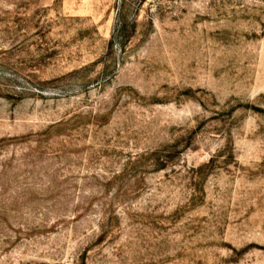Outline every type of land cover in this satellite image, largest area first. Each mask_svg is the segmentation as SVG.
<instances>
[{
  "label": "rangeland",
  "instance_id": "rangeland-1",
  "mask_svg": "<svg viewBox=\"0 0 264 264\" xmlns=\"http://www.w3.org/2000/svg\"><path fill=\"white\" fill-rule=\"evenodd\" d=\"M0 264H264V0H0Z\"/></svg>",
  "mask_w": 264,
  "mask_h": 264
}]
</instances>
